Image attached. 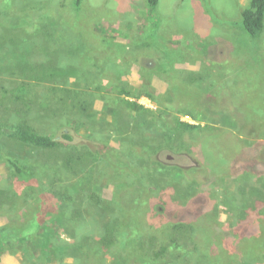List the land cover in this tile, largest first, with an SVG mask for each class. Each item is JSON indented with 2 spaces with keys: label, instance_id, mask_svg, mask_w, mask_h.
Instances as JSON below:
<instances>
[{
  "label": "rangeland",
  "instance_id": "1",
  "mask_svg": "<svg viewBox=\"0 0 264 264\" xmlns=\"http://www.w3.org/2000/svg\"><path fill=\"white\" fill-rule=\"evenodd\" d=\"M249 2L160 0L150 10L146 0H82L79 7L75 0H0V87L24 81L51 110L49 116L35 104L26 115L21 105L0 99V125L28 119L39 133L64 143L58 152L42 151L0 136V258L20 264H264V178L246 173L241 183L229 178L216 187L211 181L214 171L226 174L238 160H250L256 143L255 162L264 166V30L255 38L243 30ZM47 61L77 71V79L56 84L68 93L48 97L50 83L19 75L22 66ZM135 64L147 74L140 77ZM214 65L224 71L207 75ZM182 71L188 73L186 84L178 80L181 90L150 87V80ZM199 77L204 83L191 80ZM122 88L131 95L119 94ZM145 95L151 104L140 99ZM210 102L241 116L209 110ZM144 113L152 115L146 123ZM178 120L199 128L185 132ZM66 129L72 146L62 137ZM95 141L110 142L119 161L152 168L153 175L138 171L144 203L121 191L137 177L107 169L90 153ZM66 153L84 154L83 163L73 164L79 173L63 165ZM150 155L166 163L172 158L173 173L158 175ZM13 163L31 168L43 191L65 188L71 198L58 219L39 222L30 235L34 228L25 225L22 232L12 223L26 219L34 201V194H17ZM90 192L103 202H92ZM181 224L186 227L177 229Z\"/></svg>",
  "mask_w": 264,
  "mask_h": 264
},
{
  "label": "trees",
  "instance_id": "2",
  "mask_svg": "<svg viewBox=\"0 0 264 264\" xmlns=\"http://www.w3.org/2000/svg\"><path fill=\"white\" fill-rule=\"evenodd\" d=\"M81 1L82 0H75L76 7L80 6ZM159 1L160 0H146V3L150 7V10H152L153 8H155L158 5ZM249 1L250 2H249L248 8H246L241 13L242 28L248 35L255 38V37H258L259 35H261L263 30H264V0H249ZM221 68H223V67H221ZM222 71H224V69ZM76 72L77 71L75 69H73L69 73L68 71H66L63 68L54 67L53 63H50L47 61L45 64H40V65H24L21 67V71H20L19 75H23V77L28 79V80H34L35 79L36 81L41 82V83H50L51 89H50V95L48 96V97H50L51 95L55 96L60 91L63 94L68 93V90L66 88L57 87L56 84L59 81L61 82L63 80H66V82H67L68 79L71 77L76 78ZM211 74H218V70L211 72L208 69L207 75H211ZM10 75L13 76V73H10ZM16 75L17 74H15L13 77H15ZM197 79H191V80H194V82L197 81L198 83L199 82L204 83V81H202L203 80L202 78L199 77ZM213 79H215V78L213 77ZM12 84H13V86L8 85V87H6V86L0 87V99H1V101H3V100L7 101L8 100L10 104L21 105L24 108V114H26V115L30 114L32 109L35 107V104L37 105L36 107H37L38 111L49 109V102H46L45 99L38 97L36 95L34 89H30L28 87L29 85H27V83L22 81V82H19V84H18L16 81H13ZM100 88H103V87H100ZM176 88H178V91L181 90V88H179V87H176ZM97 89H99V88H97ZM32 93L34 95H32ZM118 93L122 94V95H126V96L131 95L129 90L123 89V88L120 89L118 91ZM59 100H60V102L63 101L62 98H60ZM126 103H128V102H126ZM51 105H52V100H51ZM78 106L80 107L81 110L87 109L86 104H79L78 103ZM128 106H131L132 109L144 110V106H142L140 104L128 103ZM217 108L220 109V111H223L222 109H224L226 113L233 114V116H230L231 118H236V116H237L236 115L237 113L229 112L225 107L223 108L222 106H217ZM14 111L16 112L17 115H19V116L21 115L19 109L14 108ZM145 111L147 112L148 110H145ZM207 112H208V110H207ZM208 114H209V112H208ZM47 115L51 116V110L50 109L48 110ZM240 116H238V117H240ZM247 125H248V122H247ZM177 126L185 132L186 131L191 132V131L197 130L199 128L198 125L189 124V123H186V122H183L180 120L177 121ZM206 127H208V126H206ZM0 136H6L9 139L18 142L21 145L30 146L32 148L40 149L42 151H48V150L57 151L60 148L64 147V143L61 142L59 139L52 137L53 135L51 136V135L39 133L35 129L34 126L30 125L28 119H23L22 121L16 122L15 124L7 123V122L1 124L0 125ZM62 137H63V139H65V141L73 140L71 135H69L68 133H65V132L63 133ZM93 143L95 144L94 145L95 148L94 149L88 148V150L90 151V153H92V155H100V154H98L99 153L98 151L100 150V146H98L97 144H101V143H98L97 141H95ZM103 145H104V148L102 150H104L103 151L104 155H103V157L100 155L98 161L102 162L103 166H105L107 169H108V167L113 168L114 170H118L120 173H123L122 175H125V176L128 174H131L132 176L135 177V171H140V170L146 174L149 173L150 175H153L152 173H150V171H151V170H149L150 167H147L143 163L137 164L136 161L134 162V164L136 163V165L138 166V169H139L138 170L137 166L134 167V164H132L128 160L129 158L124 159L122 161H119V158H117V156H116L115 149L110 147L107 143H104ZM259 145H260V143H256L255 144L256 148L259 147ZM256 148L254 150L253 157H251L250 160L248 159V161L254 165H257L256 164L257 162H255L256 160L254 159L255 156L257 157V152H258V150ZM78 154L79 155L74 153V154L70 155V154L66 153V155H64L65 157H63V165L66 167L67 170H72L73 174H77L80 172L79 168L77 170L73 168V164L83 163V161H85L84 160V154H82V153H78ZM135 159H136V157H134V160ZM11 165H13V167L16 171L15 179H16V186H17V194L19 195L20 193H23V192L34 194V201L28 205V206L33 208L31 211L26 213V215H28V217L25 219L23 217L24 216V214H23V216H22L24 218L23 220L21 219L19 221L18 220L12 221L13 226L17 227V228L20 227L22 232H24V228L26 229V227H24L25 225L30 226V228H34V229H31L30 231L27 230V233L30 235V234L35 233L36 229H38L37 225L38 226H39V224L42 225V222L44 224L47 223V221H48V219H50V217H53V218L57 217L56 219H58V216L65 212L66 205L71 201V198H69V196H67L65 188L62 189L61 191H59L58 193L55 190L43 191L42 188L38 187L39 183L34 178L33 170L31 168H28L25 166H20L16 163H13ZM175 168H177L179 170L178 167H175ZM166 170H167V175H171L173 172L172 168L166 169V166H163L162 164H159V168H155V165H154V169H153V171H156L158 175L160 174L162 176H165V175L162 174L161 171H166ZM24 180H25V182H22ZM163 185L166 187L165 182H163ZM153 186L154 185H152L151 187H153ZM164 186H162V187L165 188ZM162 187L160 186V184L159 185L156 184V189L159 188L162 190ZM262 188L264 190V184H262ZM74 189H76V188H74ZM123 190H125L126 193H128V192L134 193L133 201L135 203H137V202L138 203H140V202L144 203V200L141 197L144 195L142 193H144L143 191H145V189L142 188V186L139 184L138 181H136V183L134 185H130L128 187L122 188L121 191H123ZM131 190H133V191H131ZM18 195H17V198H18ZM55 195H57V196L55 197ZM17 198L12 200V202L9 204L10 211H12V209H11L12 206L15 205L16 203H18ZM89 199L92 202H94L95 204H101L103 202L101 200V197L96 196L93 192L89 193ZM59 202L64 203L65 206L64 207L60 206L58 204ZM0 203H1L0 206L4 205L1 201H0ZM12 215L13 214H11V217L16 218L15 216H12ZM184 227H186V226H183L182 224L180 225V227L176 226L177 229H184ZM0 264H1V258H0Z\"/></svg>",
  "mask_w": 264,
  "mask_h": 264
},
{
  "label": "flooded vegetation",
  "instance_id": "3",
  "mask_svg": "<svg viewBox=\"0 0 264 264\" xmlns=\"http://www.w3.org/2000/svg\"><path fill=\"white\" fill-rule=\"evenodd\" d=\"M150 66V65H149ZM145 69V68H144ZM139 73H140V77H141V75H143V76H145L146 74H147V72L146 71H142L141 69H139ZM151 73L152 74H154V72H152L151 71ZM153 77L151 76V79H152ZM142 98H144V99H146L147 101H148V103L149 104H151V102H150V100L148 99V98H150V97H148V96H142L140 99H142ZM139 99V100H140ZM213 102H215V101H213ZM213 102H210V104H209V106H208V109L209 110H213L214 112L215 111H218V112H220V109H218L217 108V106H214L213 105ZM157 109V108H156ZM223 110V109H222ZM235 113V112H234ZM222 114H225L226 115V112H225V110H223V113ZM143 115V118H144V122L146 123V119H147V117L148 116H152V115H150V114H147V113H144V114H142ZM164 116V115H163ZM184 117H186V118H189L190 120H191V118L188 116V115H184ZM236 117H238V116H236ZM152 118V117H151ZM181 121V120H180ZM71 128V126L68 128V129H70ZM69 132V130H67L66 129V133H68ZM67 143V146H72V144H71V142H72V140L71 141H66ZM100 143H101V146H100V150L98 151L99 153L98 154H100L102 157H103V151L104 150H102L103 148H104V141L102 142V141H99ZM103 143V144H102ZM108 144L110 145V142H108ZM94 145V143H91L90 144V147H88V148H91V149H94L95 148V146L94 147H92ZM239 145H241V144H239L238 143V146ZM253 146H254V144H253ZM257 150H260V148L259 147H257L256 148ZM124 150V149H123ZM156 154H158V153H156ZM258 154H259V151L257 152V156H258ZM167 160H169V162L170 163H166V162H163L162 160H160V159H155V158H153L152 157V155H150V159L148 160V164L150 165V166H154L155 165V168H159V164H162L163 166H166V169H168L169 167H171V166H173V165H170L171 164V161H172V158H169V157H167L166 158ZM132 164H134V162H131ZM236 163V162H235ZM232 164V163H231ZM236 164H238L237 165V167H234L233 166V168L231 169V170H227V169H224V170H222V172H227L226 174H218L219 172H213V175L211 176V181H212V186H214V187H216V184H217V182H222V181H224V179L225 180H227V179H229V178H236V180L237 181H239V183H241L240 182V179L241 180H243V175L244 174H246V173H250L251 175H252V177H253V179L254 180H257L258 178H264V166H259V165H254V164H252L251 162H249L248 161V159H241L240 161L238 160L237 161V163ZM263 165V164H262ZM135 166H137L136 165V163L134 164V167ZM149 167V166H148ZM174 167H176V166H174ZM190 167L191 166H188V167H182V168H185V169H187V171H188V169L190 170ZM179 168V170H181V167H178ZM137 169H138V166H137ZM139 170V169H138ZM149 170H151L152 171V168L150 167L149 168ZM181 171H183V170H181ZM161 173L162 174H164L165 176L167 175V170L166 171H161ZM173 173V172H172ZM160 176H162V175H160ZM135 177H137V180L136 181H138L139 182V184L141 183V180L139 179V172L138 171H135ZM160 184L162 185V186H164L163 185V182H160ZM222 185H227V183H221ZM149 189L148 190H151V186H152V183H150L149 185ZM173 186V185H172ZM165 187V186H164ZM166 187L168 188L169 187V185L168 184H166ZM157 190L158 191H161V189H159V188H157ZM227 190H229V189H227ZM227 190H225V193L226 192H228ZM215 191V190H214ZM215 193L217 194V192L215 191ZM226 196H228V194H225ZM163 213H166L165 211H163Z\"/></svg>",
  "mask_w": 264,
  "mask_h": 264
},
{
  "label": "crops",
  "instance_id": "4",
  "mask_svg": "<svg viewBox=\"0 0 264 264\" xmlns=\"http://www.w3.org/2000/svg\"><path fill=\"white\" fill-rule=\"evenodd\" d=\"M202 57L197 56V58H201V59H202ZM201 59H199V60H201ZM134 66L136 67V71H137V69L138 70L141 69L142 71L144 69V67L143 66H139V64H137V65L135 64ZM221 67L222 66L218 67V66L214 65V67H212V68H213L214 71L223 70L224 68H221ZM185 69H188L189 71L191 70L189 68H185ZM187 73H188V71H182V72L179 73L180 75L178 74L177 76H174V77H173V75H171V76L160 75V76H164L165 78H161L162 79L161 80L160 77L158 76L157 78H155L153 80H150V87L153 88L155 85H158V83H163L164 86L166 88H168V89H169L170 86H176L177 85V87H178V85H179V81L178 80L179 79H181V80L184 79V81L183 82L181 81V83L185 82V84H186L187 76H185V75H187ZM136 82L138 83V81H136ZM3 258L4 257H1V264H20V261L17 260L16 258H11L10 257V258L4 259V260H3Z\"/></svg>",
  "mask_w": 264,
  "mask_h": 264
}]
</instances>
